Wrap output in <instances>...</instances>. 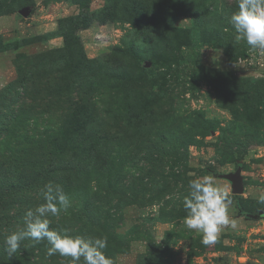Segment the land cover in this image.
<instances>
[{
	"label": "rangeland",
	"instance_id": "obj_1",
	"mask_svg": "<svg viewBox=\"0 0 264 264\" xmlns=\"http://www.w3.org/2000/svg\"><path fill=\"white\" fill-rule=\"evenodd\" d=\"M236 3L0 0V264H61L4 244L48 182L71 201L50 228L107 237L113 264H264V218L236 206L264 211V51L235 41ZM237 167L238 201L210 172ZM207 175L237 223L211 246L183 224Z\"/></svg>",
	"mask_w": 264,
	"mask_h": 264
},
{
	"label": "clouds",
	"instance_id": "obj_2",
	"mask_svg": "<svg viewBox=\"0 0 264 264\" xmlns=\"http://www.w3.org/2000/svg\"><path fill=\"white\" fill-rule=\"evenodd\" d=\"M237 11L229 17L235 30V41H245L253 50L264 51V0H237ZM43 203L28 209L23 218V227L6 235L5 250L9 257L20 249V242L30 239L36 243L46 240L49 247L46 256L59 255L67 264H113L104 250L107 237L72 236L67 229L50 228L49 217H59L71 205L63 187L48 182L39 190ZM264 203V195L259 196ZM233 201L229 192L214 182L211 175L191 179L188 193L183 198L186 215L183 224L201 237V243L211 246L217 243L225 228L235 229L237 223L229 215Z\"/></svg>",
	"mask_w": 264,
	"mask_h": 264
},
{
	"label": "water",
	"instance_id": "obj_3",
	"mask_svg": "<svg viewBox=\"0 0 264 264\" xmlns=\"http://www.w3.org/2000/svg\"><path fill=\"white\" fill-rule=\"evenodd\" d=\"M20 12L22 14H26V10H22ZM215 175L219 178L227 180L230 183L231 193L233 195H241L244 192V182L240 167H237L235 171H231L228 173H216ZM245 217L251 219L264 218V211L259 210L256 213L246 212Z\"/></svg>",
	"mask_w": 264,
	"mask_h": 264
},
{
	"label": "trees",
	"instance_id": "obj_4",
	"mask_svg": "<svg viewBox=\"0 0 264 264\" xmlns=\"http://www.w3.org/2000/svg\"><path fill=\"white\" fill-rule=\"evenodd\" d=\"M210 172H212L214 175H215V173H216V171L213 170V169H210ZM239 197H240V195H234V198H235V200H237V201H238ZM236 206H237V209H238V214H239V215H243V216H245L246 211L243 210V209L241 208V206H240L239 204H237V203H236ZM85 212H86V210H85ZM246 218H247V217H246Z\"/></svg>",
	"mask_w": 264,
	"mask_h": 264
}]
</instances>
